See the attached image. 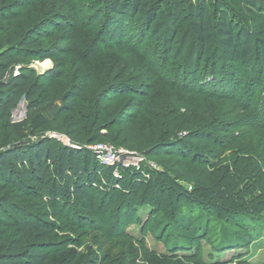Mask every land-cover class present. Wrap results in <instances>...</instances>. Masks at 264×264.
<instances>
[{"label":"rangeland","instance_id":"obj_1","mask_svg":"<svg viewBox=\"0 0 264 264\" xmlns=\"http://www.w3.org/2000/svg\"><path fill=\"white\" fill-rule=\"evenodd\" d=\"M0 4L20 15L0 48L31 29L39 40L25 65L56 75L44 80L50 103L31 121L24 104L12 116L17 138L3 131L0 150L69 142L74 122L125 158L99 174L93 214L72 198L70 226L51 220L48 264H264V52L249 66L200 54L169 0H151L149 19L113 12L111 0ZM224 9L236 32L249 31ZM183 219L197 229L192 242L177 233Z\"/></svg>","mask_w":264,"mask_h":264},{"label":"trees","instance_id":"obj_2","mask_svg":"<svg viewBox=\"0 0 264 264\" xmlns=\"http://www.w3.org/2000/svg\"><path fill=\"white\" fill-rule=\"evenodd\" d=\"M150 1L111 0V6L113 12H143L149 19L154 14ZM197 1L195 4L192 0H169V11L175 24L188 22L191 41L200 54L208 56L213 49L229 62L249 66L264 52V22L255 11L256 6L264 11V0H213V4ZM226 5L249 19V31L234 30L229 12L224 9ZM19 18L18 13L0 4V37L12 33ZM22 33L15 43L11 39L0 48V140L3 131L17 138L12 111L22 97L29 121L46 108L52 92L44 80L56 78L53 71L38 74L25 65V60H32L30 52L39 39L31 29ZM76 88L79 92L80 88ZM66 135L69 145L45 138L32 143L18 142L0 150V264H48L57 251L47 239L59 228L51 220H64L70 226L65 212L73 204L72 198L79 201L83 210L95 212L99 199L94 186L107 168L88 147L100 142L102 136L88 133L74 122L66 128ZM112 178L113 187L119 188L124 182ZM176 225L180 237L194 240V225L191 227L184 219ZM10 233L8 239L6 235ZM74 260L71 257L64 264H73Z\"/></svg>","mask_w":264,"mask_h":264},{"label":"built area","instance_id":"obj_3","mask_svg":"<svg viewBox=\"0 0 264 264\" xmlns=\"http://www.w3.org/2000/svg\"><path fill=\"white\" fill-rule=\"evenodd\" d=\"M62 143L66 144V145H69V142H63ZM94 154L95 156L97 157V160L103 165V166H114V162L118 161L120 159V157H122V160H121V165L119 167H122V163L124 161V156H123V153H116V152H113L112 149H106L105 147L101 146V145H95L94 147ZM117 165H115L116 167ZM115 177H117V173H115L114 175Z\"/></svg>","mask_w":264,"mask_h":264},{"label":"water","instance_id":"obj_4","mask_svg":"<svg viewBox=\"0 0 264 264\" xmlns=\"http://www.w3.org/2000/svg\"><path fill=\"white\" fill-rule=\"evenodd\" d=\"M24 104H25L24 97H22L18 107L12 111V116H16L18 113H20V110L24 107ZM12 120H13V117H12Z\"/></svg>","mask_w":264,"mask_h":264}]
</instances>
